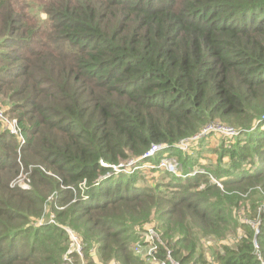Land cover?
Segmentation results:
<instances>
[{
	"label": "trees",
	"instance_id": "16d2710c",
	"mask_svg": "<svg viewBox=\"0 0 264 264\" xmlns=\"http://www.w3.org/2000/svg\"><path fill=\"white\" fill-rule=\"evenodd\" d=\"M35 2L44 21L27 0H0V104L25 138L23 163L40 166L30 192L9 186L19 174L17 140L0 122V264H61L65 232L30 222L53 192V208H64L56 222L82 237L85 264H96L91 251L102 264H147L132 253L133 228L152 215L160 259L170 246L178 264H261L255 239L264 262V120L239 125L235 147H220L216 162L205 160L204 138L173 147L213 120L235 125L264 113V0ZM153 145L167 149L152 162L168 155L185 175L203 173L97 182L111 171L100 161L117 165ZM247 183L263 188L245 216L260 220L257 234L233 216L228 196ZM208 237L215 246L201 244Z\"/></svg>",
	"mask_w": 264,
	"mask_h": 264
},
{
	"label": "rangeland",
	"instance_id": "374dc122",
	"mask_svg": "<svg viewBox=\"0 0 264 264\" xmlns=\"http://www.w3.org/2000/svg\"><path fill=\"white\" fill-rule=\"evenodd\" d=\"M27 1H29V3L34 7L33 9H31L30 13L31 14L32 13L37 14L38 17L41 20L44 21L45 20V14L42 12V9L40 8L41 10H35L36 9V5H38V3L35 2V1H38V0H33V1L32 0H27ZM1 101L2 100L0 98V103H1ZM1 108L5 111V108L2 105H1ZM253 114H251V113L250 114H243V115H240V116L236 117L235 118L236 119L235 125H232V124L229 125L228 123H226L224 121L221 122L219 120H213L212 122H210L209 125H214L213 127H211V131L198 139V140H200V139L204 138L203 142L201 143L202 144L201 147H203V155L206 156L205 160L206 161L210 160L212 162L213 161L216 162L218 160V158H219L218 149L220 147H224L226 149H231L233 146L235 147V144H236V142H235L236 138L235 137H237L239 135V133L242 132V129L240 130V128H242V127H240L239 125H245L246 124V126H248V125L254 124L255 122L257 123L259 121L264 120L263 119L264 113L260 116L258 121L257 120L255 121V117L253 116ZM12 119H14V118H12ZM23 138H24V136H23ZM24 141H25V138H24ZM193 145L194 144L192 143V146ZM21 155H22L21 154V150H20V152L18 154V144H17L16 161H17V165L19 167V174L13 181L10 182L9 186L11 188H16V189H18V190H20L22 192L28 193V192H30L32 190V188H31L32 183H31V179H30L31 170L33 168L34 169L35 168L39 169L40 166L33 165V164L25 165L23 163V161H22ZM226 160H227V158H226ZM42 171H44V170L42 169ZM140 171H148V170H140ZM159 172L160 173H166L164 171H159ZM45 173L50 175L47 172H45ZM145 173L149 175V176H147L149 181H151L153 178H156L157 176L160 175L157 172V170H150V171L145 172ZM119 174H123V173L110 174L109 176H106L105 178H108V177H110L112 175H119ZM105 178H101V180H103ZM82 187L83 186L80 185L79 188H82ZM217 191H219L220 193H223V189L221 188V186L219 187V189L218 188L214 189L212 192H217ZM76 194H78V193L75 192V198H76ZM257 195H262L263 196V188H262L261 184H250V183H247L245 187L244 186L233 187L232 188V192L229 193V195H228V196H235L236 197V202L235 203L237 204L238 208H234L233 209V211H232L233 216L235 218H239V219L242 218L245 223H248L252 227L253 231L256 234L258 233V226L260 224V220L255 219V220L252 221V220H250L249 218H246V217H248V215H251L252 213H254L256 211L258 205H260V203H262V202H256L257 201L256 197H259ZM82 196H83V192L81 191V196L80 197H82ZM54 197H55V193L54 192L51 193L50 195H48L46 197V200L44 201V203L42 205V211H41L40 215H38L37 217L36 216L35 217L34 216L30 217V222L34 223L33 224L34 226H36L35 222H38L40 219L49 220L50 217H53L55 222H56V219H55L56 213L62 211L64 208L63 207H58V206L53 208V202H54V199H55ZM73 202L74 201L72 200L71 203H73ZM235 210H238V215H237V212ZM259 210H261V208H259L258 211ZM148 219L142 225H139V224L135 225L134 228H133V232L136 233L138 231H141L142 229H144V227L152 228L153 230L155 228L156 231L159 232V224L157 222V218L154 215H152L150 217V219L149 220ZM62 227L64 229H68L69 231H71L82 242V237L78 233L74 232L72 230V228H70L69 226H62ZM59 229H61V228H59ZM242 234H243L242 231L238 229L236 235L235 234L234 235L236 237L238 236V238H240V236L242 237ZM226 235H227L226 239H229L228 241H231V242L228 243V245H230L231 248H235L234 240H232L234 238H231V237H235V236L232 233H230V232L226 233ZM255 237H256V235H255ZM160 239H161V237H160ZM201 240H202L201 244H203V246L205 248L210 247L209 245L215 246V243H216V240L212 239V237L204 238V239H201ZM161 241H162V239H161ZM68 243H69V241L67 239V247H66L65 252L68 249ZM162 243H164V242L162 241ZM162 243L160 242L159 246H161ZM253 243H254V251H255V253H258L259 252V248H258V245H257L255 239L253 240ZM162 247H163V245H162ZM165 250H169L170 251V246L169 247L165 246ZM65 252L61 256V261H60L61 264H63L62 257L64 256ZM132 253H133V255L137 256V254H135L133 251H132ZM91 257L96 262V264H102L101 262L96 261V257H97L96 255L91 256ZM137 257H139V258L141 257L142 258V253L138 254ZM206 257H208L207 260H210V258L208 256V253L206 254ZM111 261H113V260H111ZM111 261L107 262L106 264H110ZM84 262H85L84 259H82V264ZM154 262L155 261H153V260L150 261V263H154Z\"/></svg>",
	"mask_w": 264,
	"mask_h": 264
},
{
	"label": "built area",
	"instance_id": "2783aa9c",
	"mask_svg": "<svg viewBox=\"0 0 264 264\" xmlns=\"http://www.w3.org/2000/svg\"><path fill=\"white\" fill-rule=\"evenodd\" d=\"M0 122L2 124L3 129L9 135L16 138L17 144H18V154H19L21 147L25 142L21 128L16 119H12L6 116L1 106H0ZM213 126L214 125L208 124L199 133L187 139L178 141L175 145H173V147L181 151H186L191 143L198 141L199 138L209 133L211 131V127ZM165 149H167V146L165 145H153L139 158H134V159L130 158L127 161L121 162L117 165L110 166L100 161L101 166L108 167L111 169L109 173H107L105 176L101 178H105L106 176H109L110 174H118V173H123L125 175H131L134 172L140 171V170L164 171L178 178H185V177L194 176L196 173H203V171L201 170H195L191 174L185 175V173L182 171L181 164L175 158H172L168 155L163 157L157 163H154L151 161L156 157L158 153L163 152V150ZM101 178L98 179L97 182L101 180ZM211 179L214 183L218 184V182L215 179H213L212 177ZM97 182L94 183V185H97ZM84 183L85 182H82L81 184H79V187L80 185L83 186L81 190L86 189L84 186ZM86 199L87 197L84 195L82 197V200H86ZM260 211L261 210L258 211V217H259ZM35 225L37 227L42 226V225H54V226H57L58 228H61L65 232L67 239L69 241L68 249L65 252L64 256L62 257L63 264H77V262L76 263L74 262V257L76 260H78V264H82V259H83L82 251H83L84 244L80 241V239L76 235H74L68 229H64L62 226L57 224L53 217H50L49 220L40 219L38 222H35ZM154 230L156 231L155 228ZM154 230L152 228L144 227V229H142L141 231L134 233L137 239L132 244V251L135 254H137V256L138 254L142 253V258L141 257L140 258L146 261L147 264H177V262L175 263V261L172 259L171 257L172 255L169 250L164 249L163 257L161 259L158 257V254H159L158 249L160 247L159 244L160 242L162 243V241L160 239L159 233L157 231L156 233ZM253 246H254V243H253ZM255 254L258 256V260L261 261V264H264V262L261 260L258 253H255ZM91 255L94 256L93 251H91ZM151 260L155 262L150 263ZM110 264H119V263L113 260L111 261Z\"/></svg>",
	"mask_w": 264,
	"mask_h": 264
}]
</instances>
